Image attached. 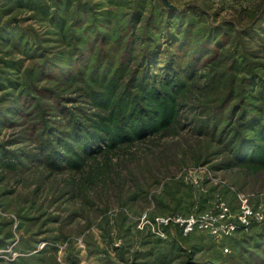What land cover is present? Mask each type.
<instances>
[{
    "label": "rangeland",
    "instance_id": "obj_1",
    "mask_svg": "<svg viewBox=\"0 0 264 264\" xmlns=\"http://www.w3.org/2000/svg\"><path fill=\"white\" fill-rule=\"evenodd\" d=\"M168 2L0 0V264H264V0Z\"/></svg>",
    "mask_w": 264,
    "mask_h": 264
},
{
    "label": "built area",
    "instance_id": "obj_2",
    "mask_svg": "<svg viewBox=\"0 0 264 264\" xmlns=\"http://www.w3.org/2000/svg\"><path fill=\"white\" fill-rule=\"evenodd\" d=\"M243 202V210L239 214L238 220L242 225H248L253 220V217L258 218V212L254 211L251 206L248 205L247 197L243 194L239 195ZM227 216V210L224 207V203L220 204V210L216 213H210L206 216L191 214L189 216L174 215L164 218H156L157 224L170 225L171 221L179 223L185 234L195 230L196 228L206 229L211 235L226 234L229 235L238 227L236 222L230 219V222H225Z\"/></svg>",
    "mask_w": 264,
    "mask_h": 264
},
{
    "label": "trees",
    "instance_id": "obj_3",
    "mask_svg": "<svg viewBox=\"0 0 264 264\" xmlns=\"http://www.w3.org/2000/svg\"><path fill=\"white\" fill-rule=\"evenodd\" d=\"M107 124H108L107 122H104V125H103V126H105V125H106L107 127H109V128H110V126H109V125H107ZM107 127H106V128H107ZM109 128H107V129H104V132H105V131L109 132Z\"/></svg>",
    "mask_w": 264,
    "mask_h": 264
},
{
    "label": "water",
    "instance_id": "obj_4",
    "mask_svg": "<svg viewBox=\"0 0 264 264\" xmlns=\"http://www.w3.org/2000/svg\"><path fill=\"white\" fill-rule=\"evenodd\" d=\"M167 4H169L168 0H164Z\"/></svg>",
    "mask_w": 264,
    "mask_h": 264
}]
</instances>
